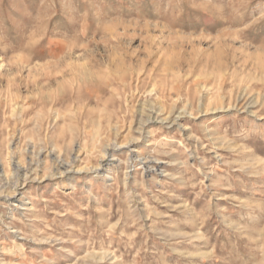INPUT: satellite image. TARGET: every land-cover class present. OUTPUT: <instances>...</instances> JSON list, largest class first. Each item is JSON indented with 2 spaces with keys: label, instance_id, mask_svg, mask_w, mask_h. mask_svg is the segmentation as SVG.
I'll return each mask as SVG.
<instances>
[{
  "label": "rangeland",
  "instance_id": "1",
  "mask_svg": "<svg viewBox=\"0 0 264 264\" xmlns=\"http://www.w3.org/2000/svg\"><path fill=\"white\" fill-rule=\"evenodd\" d=\"M0 264H264V0H0Z\"/></svg>",
  "mask_w": 264,
  "mask_h": 264
},
{
  "label": "bare ground",
  "instance_id": "2",
  "mask_svg": "<svg viewBox=\"0 0 264 264\" xmlns=\"http://www.w3.org/2000/svg\"><path fill=\"white\" fill-rule=\"evenodd\" d=\"M77 82V81H76ZM79 84V83H78Z\"/></svg>",
  "mask_w": 264,
  "mask_h": 264
}]
</instances>
